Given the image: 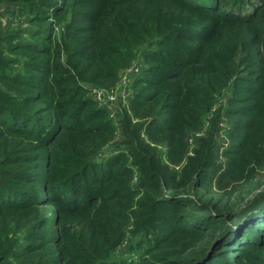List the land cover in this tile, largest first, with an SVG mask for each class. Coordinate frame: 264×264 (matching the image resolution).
I'll list each match as a JSON object with an SVG mask.
<instances>
[{
	"label": "rangeland",
	"instance_id": "obj_1",
	"mask_svg": "<svg viewBox=\"0 0 264 264\" xmlns=\"http://www.w3.org/2000/svg\"><path fill=\"white\" fill-rule=\"evenodd\" d=\"M104 2L0 0V33L12 36H6L9 42L0 52V60L11 68L9 73L26 68L36 74L29 66L50 60L52 78L59 83L53 96L51 88L0 79L2 90L21 94L12 102L21 106L31 102L37 110L48 108L47 100L58 104L78 94V100L87 99L88 110L100 118L85 113L87 123L78 132L63 134L55 149L75 155L78 161L124 155L113 166L119 177L107 185L105 195L110 199L99 201L93 210L70 213L57 202L44 206L41 203L49 200L44 199L25 211L4 215L1 223L9 226L6 233L16 238L21 230L34 237L26 241L32 244L26 253L6 252L0 262L264 264V222H257L264 219L260 213L264 207V19L221 22L175 1ZM219 2L234 6V0ZM188 22L204 23L215 31L206 40L182 39L174 44L171 30ZM161 32L167 33V41L155 47L163 39ZM25 43L26 47L21 46ZM168 43L195 47L197 52L192 53L197 55L187 59L190 65L184 79L158 82V75L166 72L163 50L170 51ZM123 54L132 58L121 62ZM55 62L60 71H54ZM210 62L217 70L208 67ZM152 68L159 69L149 72ZM29 78L36 83L34 77ZM152 80L158 83L152 85ZM64 92L68 95L62 96ZM148 94L154 95L151 102H145ZM35 96L42 101H34ZM68 106L73 112L74 106ZM52 113L39 115L47 118ZM103 118L106 124L99 126ZM155 121L163 127L156 133L150 128ZM83 130L86 133L80 134ZM22 139L26 144L10 151L15 167L66 179L61 174L67 171L61 167L71 166L62 162L59 170L52 162L35 168L33 159L42 146L35 147L37 142L28 137L3 136L0 148ZM131 149L134 156L135 150L149 154L142 160L147 158L151 167L142 166L137 156L130 157ZM5 152L0 151V158ZM68 173L67 179L74 181ZM127 182L132 191L122 190V196L111 198L113 189ZM17 184L29 190L37 186L24 181ZM256 214L261 216L249 219L254 223L249 222L247 228L239 226Z\"/></svg>",
	"mask_w": 264,
	"mask_h": 264
},
{
	"label": "trees",
	"instance_id": "obj_2",
	"mask_svg": "<svg viewBox=\"0 0 264 264\" xmlns=\"http://www.w3.org/2000/svg\"><path fill=\"white\" fill-rule=\"evenodd\" d=\"M106 2V0H103ZM108 1V0H107ZM160 1H171L176 2L178 4L190 7L191 9L195 10L198 13H207L211 14L212 17H217L221 19L222 21L226 22H251L255 19L257 20L259 17L262 16V19H264V0H252L248 3L243 2L244 0H234V6H228L223 3H218V0H160ZM104 2V4H105ZM120 11V10H119ZM123 12L120 14L122 15ZM206 15V14H205ZM119 20H122V18H119ZM125 22L124 20H122ZM125 25V24H124ZM127 26H131V22L126 21ZM120 27V26H119ZM170 29V28H169ZM260 29V28H258ZM261 30V29H260ZM172 33L169 35V37H172V41L174 44H179L183 40L182 39H188V41L192 40H203L207 39V37L211 36V33L215 31V29L211 28V26H207L204 23H183L181 25L176 26V28L171 30ZM170 32V31H169ZM261 32V31H259ZM122 34L126 36L125 32L122 31ZM167 33H162L160 37H163V39L158 40L153 46L158 47V45L161 47L164 42L167 41L165 38V35ZM12 37L11 34L9 35H2L0 33V52H3L5 50V45L8 44V38ZM182 40V41H181ZM5 42H7L5 44ZM22 43V42H21ZM27 46V43L21 44V46ZM137 45V43H136ZM170 51L163 50L167 53V58L165 60L166 64V72L163 74L158 75V82H162L163 80H171L176 78L184 79L186 77V73H188L189 70L188 67L190 63L187 59L192 58L197 55L193 52H197V48H183V45L174 46L173 44H169ZM35 46V45H34ZM152 46V47H153ZM151 49L153 50V48ZM38 48V49H36ZM127 49V48H126ZM35 50H37L39 53L43 52V49L41 47L35 46ZM151 53L157 54V50L152 51ZM81 51V50H80ZM127 51V50H126ZM76 52V51H75ZM132 47L129 48V53L131 54ZM228 52H225L228 55ZM81 53V52H79ZM129 54V55H130ZM74 53L71 54V59L74 58ZM124 58H122L121 62H125L128 58L129 60L132 58L128 55H124ZM148 56V52H147ZM41 57H38L36 59L40 60ZM211 61V60H210ZM50 62L47 61V63ZM10 63V62H9ZM47 63H37L32 64L29 67H32L37 71L38 74H30L28 71L20 70L19 72L15 74L9 73L8 66H5L6 62H3L0 60V79L4 80V82H11L16 85H29L32 87H35L37 89L41 87L51 88L50 95L53 96V89L55 86H59V83L56 81L54 82L51 74L50 67ZM208 67L213 68L217 70V66L215 63H208ZM75 68V67H74ZM76 68L79 69V66H76ZM159 68H152L149 72L152 70H156ZM77 70V69H76ZM54 71H60V64L58 62L54 63ZM186 71V72H185ZM47 72V75L44 77L42 73ZM10 74V75H9ZM156 75V74H154ZM163 75V76H160ZM29 77H34L36 80V83L32 82ZM0 80V125H1V132L0 136H24L28 137L29 139L37 142L35 144V147H41L42 150L41 153H38L37 156H35L34 160V166L35 168H40L41 166H44V162H52V165H56L54 167L55 170H59V166H61V162L64 164H67L71 166L70 168H67L65 166H62V169H66L67 172L62 173L61 175L66 177V179L63 181L59 178L51 176H40L38 172H34L36 170H29L28 168L25 169H19L15 167V160L10 156V151L13 150V147H20L21 143L26 144L25 140L22 139L18 143H11L8 141L9 144L4 143V148H0V151H6L5 155L0 158V260L3 259L2 255L7 252L9 253H15L16 256H20L24 253H26L28 250H30V246L32 247L31 242L26 243V241L30 238L32 239L34 237V233L29 235V232L27 234H22L21 230H19L20 236H17L16 238L12 237V233H6V229L9 228L8 225L4 228V224L2 222V218L7 213L12 214L16 211H25L29 208H32L33 206L37 205L38 202L49 199L48 201L41 203L46 205H53V203H59L61 206L63 205V209L70 212V213H79V212H88L94 209L96 203L99 201L107 202L108 198L107 194L109 192V188H107V185L114 181L116 176L119 177V174H115L114 167L116 164H118V158L120 160L124 157V155H115V156H108L104 160H99L98 157H82V161H78L75 155L68 154V153H60L57 151L54 146L57 143V140L60 139L61 136L65 133H74L78 132V129L81 128L85 123H87L88 118H83V115L85 113H88V115H91L92 112H90L88 109V100H78L79 95L75 94V97L69 100H58V104H55L56 102L47 100V107H42L40 110H37L36 107L31 106V102L28 104H23L21 106L20 103L12 102L14 98L18 100V98H22L21 94L15 92L16 94H10L8 92H5L2 90V87L4 86L1 83ZM147 82L148 80H142ZM39 82V83H38ZM152 85L157 84L158 82L153 80L151 81ZM40 85V86H38ZM61 88L57 92V97L59 96V92L62 90ZM5 90H8V88ZM25 94V93H24ZM67 96L66 92L62 96ZM171 95V94H170ZM24 99V98H23ZM28 99V98H27ZM32 99L34 101L40 103L42 101L41 96H35ZM154 99V95L148 94L145 97V102H151ZM53 104H55L53 106ZM72 104L74 107L73 112L69 111V106ZM77 104V105H76ZM184 104H187L184 102ZM76 105V106H75ZM72 107V106H70ZM48 111H52L53 113L51 116H48L47 118H42L40 113H46ZM100 112V111H99ZM98 112V113H99ZM103 112V111H102ZM94 116V119L100 118V116L96 114H92ZM106 118L102 119L98 123L99 126H102L106 124ZM161 121V120H159ZM155 121L151 126V131L159 132L163 129L161 122ZM89 131L93 132L95 130L88 129ZM86 133L85 130L80 132ZM1 137V138H2ZM0 138V139H1ZM23 141V142H22ZM44 143V146H43ZM130 157H133L134 149H131ZM137 160L142 161V166L149 165L147 164V158L142 160L143 157H147L148 155H144V152L142 151H136ZM144 155V156H143ZM126 156V155H125ZM129 156V155H128ZM134 156V157H135ZM73 159H75V164L73 162ZM136 159V158H135ZM137 160H135V165L138 164ZM18 162V161H17ZM48 164H45V167H47ZM51 166V165H48ZM128 171L132 170V167H127ZM29 171V172H28ZM71 172L73 174V178H75L74 181L68 180L69 173ZM37 174V175H35ZM125 175V174H124ZM80 179L78 184H76L77 180ZM24 181L25 183L36 184L37 186L31 187L32 189H27L28 187H20L18 186V182ZM44 187L46 188L45 193H47V196L44 197L43 190ZM122 190H127L130 192L132 191V187L130 183H125L123 187H120L119 189L115 188L113 189V192L111 194V198H118L119 196H122V193L119 192ZM123 194V197L128 195ZM261 202V201H259ZM50 206V207H51ZM256 207V206H253ZM121 209V206H120ZM247 212V211H246ZM261 214L264 213V207L261 208L260 211ZM113 216L117 215L114 213H111ZM261 214H256L253 217H248V219H245L244 221H241L239 226L243 227L244 229L248 227L249 225V219L252 218H258L261 216ZM104 218V217H103ZM107 220V219H105ZM104 220V221H105ZM246 222V223H244ZM257 222H264V219H258ZM254 223V222H250ZM184 224V223H183ZM36 226V225H34ZM100 225L98 224V227ZM254 229V227L252 228ZM9 231V230H8ZM5 233V234H3ZM162 238V234L159 236ZM17 240V241H16ZM134 264H139L135 263ZM0 264H2L0 262Z\"/></svg>",
	"mask_w": 264,
	"mask_h": 264
}]
</instances>
